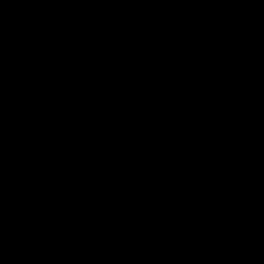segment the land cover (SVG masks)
<instances>
[{
  "label": "water",
  "instance_id": "water-1",
  "mask_svg": "<svg viewBox=\"0 0 264 264\" xmlns=\"http://www.w3.org/2000/svg\"><path fill=\"white\" fill-rule=\"evenodd\" d=\"M0 264H264V0H0Z\"/></svg>",
  "mask_w": 264,
  "mask_h": 264
}]
</instances>
